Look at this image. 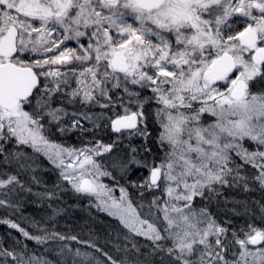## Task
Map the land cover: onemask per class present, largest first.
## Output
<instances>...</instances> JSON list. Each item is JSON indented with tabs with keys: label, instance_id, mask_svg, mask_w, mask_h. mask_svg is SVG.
Instances as JSON below:
<instances>
[{
	"label": "snow or ice",
	"instance_id": "1",
	"mask_svg": "<svg viewBox=\"0 0 264 264\" xmlns=\"http://www.w3.org/2000/svg\"><path fill=\"white\" fill-rule=\"evenodd\" d=\"M124 138V155L105 162ZM254 187L264 190V0H0V264H54L50 243L55 264H264V226L233 228L210 208ZM61 188L117 221L120 260L12 219L25 197L54 202Z\"/></svg>",
	"mask_w": 264,
	"mask_h": 264
},
{
	"label": "trees",
	"instance_id": "2",
	"mask_svg": "<svg viewBox=\"0 0 264 264\" xmlns=\"http://www.w3.org/2000/svg\"><path fill=\"white\" fill-rule=\"evenodd\" d=\"M147 94L148 93H145V95ZM149 130H152L151 123L149 125ZM99 138L104 142L106 141V143H110V141L116 137L110 132H101L99 134ZM40 177L42 180L46 181L48 187L51 188L53 183L56 181L57 173L52 170L40 171ZM140 180L141 179H138L136 182L139 183ZM35 190L37 189L34 188V191ZM58 195L59 199L54 202H40L34 200V198L25 197L21 213L15 214L12 216V219L19 220L22 226L28 229L34 227L31 230H34V233L36 234L39 233L37 232V228H47L49 231H52L54 228L57 231L67 235H76L79 239L85 238V236L89 237V233H92L96 236V229H102L106 234L114 233L113 231L111 232V230H115L117 226L114 225L113 219L101 212H97L93 206L90 207L89 200L83 198L82 196H78L67 188H61L58 190ZM224 196L228 199L227 203L213 202L210 206L211 211L219 218V220H230L231 227L233 228L244 227L248 222H254L258 226H264V220H262L261 213V206L264 205V190L254 187L252 191L245 192L243 190H239L238 188H233L225 190ZM49 203L52 204V208H57L59 210V214L56 215L53 221L48 220V217L51 215V208L48 207ZM3 215L4 212L0 211V216ZM21 215L23 219H21ZM36 222L39 225L33 224ZM53 223L56 224L54 225ZM5 228V226H0V232H3ZM8 240L10 241L11 238L8 237ZM25 242L28 244L29 248L36 247L35 242ZM95 242L104 250V243H110L103 241L102 239L95 240ZM52 245L51 247H48L47 245L45 246L49 249H52V251L47 253L48 258L52 261L61 260V258L55 254V252L58 250L56 243H52ZM72 246L82 247L75 242H72ZM121 247H123V245H121ZM36 248H39L41 251H43L41 246L37 245ZM111 255L115 256L117 260H120L125 254L123 251H117L116 248L114 252L111 253ZM155 264H159L158 258L156 259Z\"/></svg>",
	"mask_w": 264,
	"mask_h": 264
},
{
	"label": "rangeland",
	"instance_id": "3",
	"mask_svg": "<svg viewBox=\"0 0 264 264\" xmlns=\"http://www.w3.org/2000/svg\"><path fill=\"white\" fill-rule=\"evenodd\" d=\"M114 139H116V138H114ZM113 139V140H114ZM76 143V146H79V144H78V142H76V140H75V138H73V139H71V140H69L68 141V143L69 144H72V143ZM111 142V141H110ZM105 143H106V141H105ZM143 143V139L141 138V137H138V136H134V137H132V139H131V144H132V146H136V147H140V145ZM128 144H129V141H128V139L127 138H124V139H122L121 140V142L120 143H118L117 144V146L114 148V150H113V153L111 154V156H106V158H105V162H108L109 160H111V159H114V158H116L117 156H123L124 155V153H125V151L127 150V147H128ZM155 151V150H154ZM149 159H151L150 157H149ZM46 170H52V168H51V166L47 163V161H45L44 162V164L41 166V171H46ZM53 171V170H52ZM147 171L146 170H144V169H141V170H139V171H137V172H135L132 176H131V179L132 180H134V181H137L138 179H142L143 177H145V176H147ZM142 175H143V177H142ZM105 182L106 183H109V181L108 180H105ZM122 184L123 183H125L126 181H124V180H122V181H120ZM239 190H242V189H240V188H238ZM130 191L135 195V189H133V188H130ZM117 195H119V193L117 192L116 193ZM83 198H85V197H83ZM150 198V197H149ZM87 200H89L88 198H86ZM94 207V206H93ZM95 208V207H94ZM96 209V208H95ZM96 211L97 212H101V213H103V214H105V215H107L106 213H104V212H102V211H99L98 209H96ZM113 219V218H112ZM217 219H219L218 217H217ZM113 222H114V225L115 226H117V228H115V230H111V232L113 231L114 233L113 234H106L105 232H104V230H102V229H96L95 230V234H96V236L94 235V234H92V233H89V237H86L85 236V238L86 239H88V240H86L85 238H82V239H80L81 241H89V240H91L92 242H94V243H96L95 242V240H100V239H102L103 241H106V242H110L109 244H105L104 243V248H105V250L108 252V251H110L109 253L111 254L112 252H114V250L116 249V245L117 244H121V245H123V234H122V231H121V228H120V226H119V224L117 223V221L115 220V219H113ZM34 225H39L37 222L36 223H33ZM33 224H32V226H33ZM54 225L56 224V223H53ZM29 225H31V224H29ZM119 227V228H118ZM32 228H34V227H32ZM31 228V229H32ZM31 229H29V231H32V232H34V230H31ZM52 230H56V229H52ZM9 231V229H7V228H5V230L3 231V232H0V237H2V234H3V237H5L6 236V234H7V232ZM57 231V230H56ZM79 231V230H78ZM84 232V231H83ZM109 233H110V231H109ZM4 234H5V236H4ZM37 234H39V233H37ZM85 234V233H84ZM12 235L13 236H15V235H17V233H15L14 231H13V233H12ZM86 235H87V233H86ZM119 235H121V236H119ZM11 238V237H10ZM96 238V239H95ZM31 242H34V241H31ZM51 245H52V243H50L49 245H47L48 247H51ZM36 247H37V245H35ZM82 246V245H81ZM114 246V247H113ZM35 247V248H36ZM52 247H53V245H52ZM30 248H32V247H30ZM115 248V249H114ZM122 248V247H121ZM113 258L114 259H116V257L115 256H113ZM62 259V258H61ZM57 261H59V260H57ZM56 261H54V263H55Z\"/></svg>",
	"mask_w": 264,
	"mask_h": 264
},
{
	"label": "flooded vegetation",
	"instance_id": "4",
	"mask_svg": "<svg viewBox=\"0 0 264 264\" xmlns=\"http://www.w3.org/2000/svg\"><path fill=\"white\" fill-rule=\"evenodd\" d=\"M70 46H74V44H70Z\"/></svg>",
	"mask_w": 264,
	"mask_h": 264
}]
</instances>
